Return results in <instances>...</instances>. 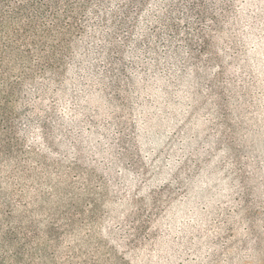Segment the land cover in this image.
Listing matches in <instances>:
<instances>
[{"label":"trees","instance_id":"trees-1","mask_svg":"<svg viewBox=\"0 0 264 264\" xmlns=\"http://www.w3.org/2000/svg\"><path fill=\"white\" fill-rule=\"evenodd\" d=\"M50 7L0 11V161H67L154 264H264V0Z\"/></svg>","mask_w":264,"mask_h":264},{"label":"rangeland","instance_id":"rangeland-1","mask_svg":"<svg viewBox=\"0 0 264 264\" xmlns=\"http://www.w3.org/2000/svg\"><path fill=\"white\" fill-rule=\"evenodd\" d=\"M30 1L0 0V11L10 14ZM49 2L53 7L45 9L43 22L58 16L68 39L70 0ZM98 193L97 183L67 161L32 154L0 161V264H154L156 258L134 241L119 247L104 237Z\"/></svg>","mask_w":264,"mask_h":264}]
</instances>
